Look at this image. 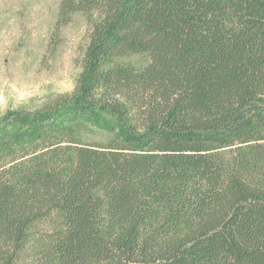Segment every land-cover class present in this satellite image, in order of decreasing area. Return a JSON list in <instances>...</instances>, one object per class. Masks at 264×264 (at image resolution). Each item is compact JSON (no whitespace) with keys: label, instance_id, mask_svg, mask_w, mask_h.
<instances>
[{"label":"trees","instance_id":"trees-1","mask_svg":"<svg viewBox=\"0 0 264 264\" xmlns=\"http://www.w3.org/2000/svg\"><path fill=\"white\" fill-rule=\"evenodd\" d=\"M78 11L75 89L2 118L0 264H264V0Z\"/></svg>","mask_w":264,"mask_h":264},{"label":"rangeland","instance_id":"rangeland-1","mask_svg":"<svg viewBox=\"0 0 264 264\" xmlns=\"http://www.w3.org/2000/svg\"><path fill=\"white\" fill-rule=\"evenodd\" d=\"M63 0H0V128L10 111L35 110L76 87L89 44L90 21L75 12L62 23ZM142 68L143 54L121 59ZM78 135L86 141L107 134L87 124Z\"/></svg>","mask_w":264,"mask_h":264}]
</instances>
